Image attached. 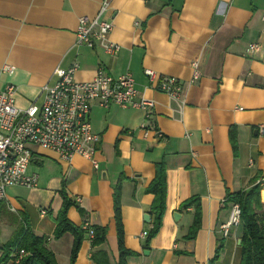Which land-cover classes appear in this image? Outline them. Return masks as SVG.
Masks as SVG:
<instances>
[{"label": "crops", "instance_id": "crops-1", "mask_svg": "<svg viewBox=\"0 0 264 264\" xmlns=\"http://www.w3.org/2000/svg\"><path fill=\"white\" fill-rule=\"evenodd\" d=\"M108 1L110 39L121 46L115 56L77 42L80 18L96 16L103 0H0V90L14 84L18 107L41 106L43 88L59 79L56 69L75 64L80 81L93 79L99 68L115 77L129 72L136 98L154 101L148 118L140 108L93 104L90 119L102 135L98 168L82 156L66 161L34 147L28 173L38 175V184L7 188L0 224L15 234L30 227L47 239L58 264H70L73 234L54 237L64 192L73 202L67 215L74 224L107 229L97 247L86 234L75 264H93L98 249L117 264L118 200L124 245L136 253L128 264H210L221 244L215 264H241L242 223L228 236L220 225L231 212L229 196L255 184L264 209V0ZM254 42L260 50L246 54ZM5 65L14 71H4ZM146 68L179 78L183 95L151 87ZM159 163L166 168V210L159 232L147 241ZM192 198L193 205L182 207ZM197 218L198 230L188 237Z\"/></svg>", "mask_w": 264, "mask_h": 264}, {"label": "built area", "instance_id": "built-area-1", "mask_svg": "<svg viewBox=\"0 0 264 264\" xmlns=\"http://www.w3.org/2000/svg\"><path fill=\"white\" fill-rule=\"evenodd\" d=\"M109 1L103 0L100 10L94 17L82 16L77 29V42L90 47L100 46L104 51L115 56L121 46L110 39L112 21L104 15ZM264 18V17H263ZM261 44H249L246 54L252 55L260 50ZM193 79L199 77L198 62H193ZM13 65H5L3 70L13 72ZM77 64L68 69L57 68L58 81L53 86L43 88L44 101L41 106L18 107L15 103L16 86L8 84L0 90V202L7 196L11 185L34 187L38 184V175L29 174L34 147H42L56 152L61 159L71 161L75 156L90 160L95 168L99 167L96 157L102 142V135L93 129L90 119L94 103L103 107L117 104L121 107L140 108L145 117L151 115L154 101L144 96L137 99L139 91L135 79L129 72L115 77L99 68L95 77L80 81L75 77ZM145 74L151 87L165 92L174 98L184 93L182 81L175 76H159L153 69L146 68ZM147 127L146 123L142 124ZM264 133V126H260ZM264 183V175L259 181ZM80 198L78 197V201ZM42 213H46L43 209ZM242 223L241 206L231 203V212L220 229L228 236L233 226ZM92 238L94 230L89 223L81 225ZM146 232L143 236H146ZM30 254L24 248H14L11 261L19 262Z\"/></svg>", "mask_w": 264, "mask_h": 264}, {"label": "trees", "instance_id": "trees-1", "mask_svg": "<svg viewBox=\"0 0 264 264\" xmlns=\"http://www.w3.org/2000/svg\"><path fill=\"white\" fill-rule=\"evenodd\" d=\"M118 190V189H117ZM150 190L154 193L155 199L151 207V211L155 214L153 227L148 235V240L152 239L159 232L163 216L166 210L167 183L166 168L163 163H159L157 167V175L150 186ZM63 204L58 211L55 222L54 237L60 238L65 233H72L74 243L71 252V264H75L81 244L87 234V230L82 226L74 224L67 215L68 209L73 204L63 192ZM118 195V191L116 196ZM234 202H238L241 206V216L243 233L241 236V264H264V209L261 201V186L253 185L249 190L235 193L229 196ZM197 200L192 198L185 201L182 207L187 208L193 205ZM116 217H117V233L119 244V260L117 264H128L127 257L136 254L127 249L124 245V233L119 218V201L116 200ZM198 218L188 237H193L198 230ZM94 236L92 237V246L97 247L105 242L107 229L106 227H92ZM223 245H219L216 255L211 259L210 264H215L218 260ZM14 248H24L30 254L24 256L19 262L11 261V253ZM93 264H110L108 253L103 249L94 250L91 253ZM0 264H58L55 253L47 246V239L36 234L30 227H24L15 234V240L9 242L3 248L0 256Z\"/></svg>", "mask_w": 264, "mask_h": 264}, {"label": "rangeland", "instance_id": "rangeland-1", "mask_svg": "<svg viewBox=\"0 0 264 264\" xmlns=\"http://www.w3.org/2000/svg\"><path fill=\"white\" fill-rule=\"evenodd\" d=\"M15 240V231H11V228L3 226L0 224V256L2 255L3 248ZM72 252V249H71ZM70 264H71V254H70Z\"/></svg>", "mask_w": 264, "mask_h": 264}, {"label": "water", "instance_id": "water-1", "mask_svg": "<svg viewBox=\"0 0 264 264\" xmlns=\"http://www.w3.org/2000/svg\"><path fill=\"white\" fill-rule=\"evenodd\" d=\"M145 220L146 221H149V218H150V214L149 213H146L145 216H144ZM242 242V239H239V243L241 244Z\"/></svg>", "mask_w": 264, "mask_h": 264}]
</instances>
